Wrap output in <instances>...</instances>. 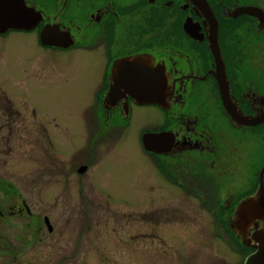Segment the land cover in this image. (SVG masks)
<instances>
[{"label": "flooded vegetation", "instance_id": "af4514ba", "mask_svg": "<svg viewBox=\"0 0 264 264\" xmlns=\"http://www.w3.org/2000/svg\"><path fill=\"white\" fill-rule=\"evenodd\" d=\"M20 1L35 14L34 26L27 31L9 29L0 38L12 33L33 36L34 46L49 54L44 57L51 68L46 78L54 77V65L63 66L69 78L64 86L70 93L82 99L87 90L90 142L95 149L103 142L121 145L124 133L139 118L136 137L152 175L147 182L142 176L138 182H114L112 167L118 156L109 157L108 150L106 167H101L99 151L80 150L69 166L60 168L64 182L56 188L45 183L46 199L27 200L15 185L0 182V264H89L91 257L96 264V253L101 258L102 248L97 247L101 237L96 236V212L111 205L131 204L125 211L109 210L115 225L132 222L134 216L141 221L134 233L125 225V243L139 237L157 245L161 236L152 230L163 215L155 206L172 204L168 190L208 210L213 204L222 206L228 228L236 205L253 195L261 180L264 183V6L256 0ZM44 28L63 47L42 46L39 35ZM250 43L259 47L247 50ZM247 61H251L249 68ZM148 72L154 80L167 79L166 96H159L158 104H141L133 96L150 91L142 86ZM219 78L222 85L226 80L235 114L261 119L260 123L247 126L233 120ZM71 110L73 121L63 122L71 134L82 138L81 123L75 121L77 109ZM148 111L155 117L150 118ZM0 113V141L30 139L19 133L22 113L10 101H0ZM41 126L48 147L51 135L61 140L60 145L67 136L48 134L49 127ZM50 167L47 173L52 174ZM36 188L37 183H32L31 195ZM55 189L60 198L51 197ZM31 200L46 213L36 212ZM60 204L65 208L58 227L53 206ZM134 204L141 211H133ZM177 216L179 221L183 217ZM169 234L174 233L164 237L171 245L176 235ZM104 243L115 250L114 243L103 238Z\"/></svg>", "mask_w": 264, "mask_h": 264}, {"label": "rangeland", "instance_id": "374dc122", "mask_svg": "<svg viewBox=\"0 0 264 264\" xmlns=\"http://www.w3.org/2000/svg\"><path fill=\"white\" fill-rule=\"evenodd\" d=\"M256 2L264 6V0H256ZM258 47L250 43L246 49L253 52ZM48 55L34 46L33 36L29 34L12 33L4 40L0 38V101H10L11 107L22 113L21 117L26 112L29 113L28 117L24 116L26 121L23 120L24 117L16 121L19 124L17 127L19 133L31 136L29 140L24 138L19 141H0V182L15 185L20 189L21 197L27 200L29 198L46 199L48 196L44 189L45 183L56 188L57 184L64 182L65 179L59 173L60 168L64 165L69 166L71 158L80 150L99 151L97 159H100L101 167H106L107 158L105 159V156L107 154L105 153L108 150L111 151L109 157L118 156L112 167L114 182H138L141 176V180L144 177L147 182L152 173L142 160L141 148L136 137L139 118L133 121L127 134L124 133L127 136L121 145L115 141L105 144L103 142L99 149H95L90 142L92 132L89 119L92 120V116L88 114L90 102L87 100V90L85 89V93L81 94L82 99L70 93L68 85L64 86L65 82H69V78L65 77L63 66L55 67L54 65V70L52 69L54 77L47 79V71L51 68L44 57ZM51 56H61V54ZM250 62L247 61L245 67L249 68ZM32 109L35 112L34 116ZM71 109H77V112L74 111L77 113L75 121L81 123L80 128L83 133L79 129L78 131L82 138L71 134L70 126L63 122L73 121L69 119L73 112ZM147 113L150 118L155 117L152 111ZM41 123L49 127L48 134L50 131L67 134L63 136L61 145V140L51 135L49 141L52 146H47V138L44 137L45 131ZM102 155L103 158L100 157ZM46 166H51L52 174L47 173ZM47 175L49 178H46ZM32 183H37L38 188L34 189L31 195ZM168 191H171L172 195H167V198L173 201L172 204L155 206L163 215L158 218V227L152 230L161 236L160 242H157L155 247L149 240L139 237L132 238L131 243H125V225L131 227L132 233L140 229L141 221L137 217L134 216L132 222L128 221L125 224L122 220L116 225L110 218V211L113 209L125 211L126 206H131V204L111 205L106 211L101 209L96 212V236L101 237L97 247H102L100 248L101 258L99 253H96V264H179L177 261L184 264H243L242 261L249 254L248 250L237 243L230 227H226V221H223L225 213L222 206L210 205L209 210H213V213H210L208 207L198 205L194 199L178 191ZM168 191L166 194H170ZM59 195L60 191L55 189L51 197L60 198ZM31 202L36 212L46 213L43 206L34 204L32 200ZM53 207L55 209L53 217L59 227L61 210L65 207L61 204ZM45 208L49 209V207ZM131 208L133 211L140 210L135 204ZM148 209L149 207L146 210ZM102 210L105 213L100 214ZM177 214L184 218L180 217L179 221ZM10 224L15 226L13 221H10ZM172 226L175 231L172 229L169 231ZM114 230H118L117 234L112 232ZM167 232L174 233L169 236L176 235L171 243L175 249L169 244L171 241L164 237ZM103 238L114 243L115 250L108 248L110 243L103 244ZM172 251L174 253H171ZM88 262L93 263L92 257L88 259Z\"/></svg>", "mask_w": 264, "mask_h": 264}, {"label": "water", "instance_id": "95a60500", "mask_svg": "<svg viewBox=\"0 0 264 264\" xmlns=\"http://www.w3.org/2000/svg\"><path fill=\"white\" fill-rule=\"evenodd\" d=\"M35 18V14L30 9H25L24 4L20 0H0V34L9 29L30 30L36 22ZM39 40L42 46L63 47L62 45H64L55 43L49 30L45 28L40 32ZM218 53L216 51V59L219 57L217 56ZM218 80L223 102L227 111L232 115L233 120L247 126L260 123L261 119L254 120L242 114L240 115V113L235 114L234 106L229 102L226 80L224 78L225 83L223 85L220 82V78ZM133 96L138 97L139 100L137 102L141 104H158L159 96H166V94L161 95L150 90L143 94L136 93ZM229 227L243 248L253 250L245 258L243 264H264V183L262 180L253 195L242 199L236 205L229 219Z\"/></svg>", "mask_w": 264, "mask_h": 264}, {"label": "bare ground", "instance_id": "6f19581e", "mask_svg": "<svg viewBox=\"0 0 264 264\" xmlns=\"http://www.w3.org/2000/svg\"><path fill=\"white\" fill-rule=\"evenodd\" d=\"M148 76L145 77V82L143 83V87L145 88H151L150 90L153 89H157L158 87H161L162 89H164L165 91L162 93H159L161 95L166 94L167 91V79L165 77H160V78H155L156 81H158V83H156V81L153 78V75H151V72H148ZM142 83V82H141ZM135 86H137V84H134V88ZM140 88V87H139ZM158 93V92H156Z\"/></svg>", "mask_w": 264, "mask_h": 264}, {"label": "trees", "instance_id": "16d2710c", "mask_svg": "<svg viewBox=\"0 0 264 264\" xmlns=\"http://www.w3.org/2000/svg\"><path fill=\"white\" fill-rule=\"evenodd\" d=\"M237 241V240H236ZM238 243V242H237ZM248 253H249V251H248Z\"/></svg>", "mask_w": 264, "mask_h": 264}]
</instances>
